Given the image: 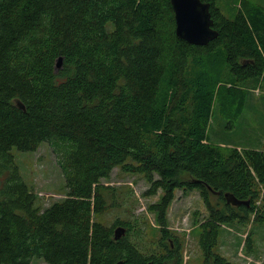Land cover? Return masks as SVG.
I'll return each mask as SVG.
<instances>
[{
    "label": "trees",
    "instance_id": "trees-1",
    "mask_svg": "<svg viewBox=\"0 0 264 264\" xmlns=\"http://www.w3.org/2000/svg\"><path fill=\"white\" fill-rule=\"evenodd\" d=\"M202 1L218 35L199 45L176 35L170 0H0V174L9 173L0 264H181L167 219L177 189L198 191L207 209L202 264H237L217 251L223 225L249 224L242 248L252 251V226H264V145L216 140L212 124L235 129L252 105L248 86L263 84L264 2ZM43 141L59 154L66 186L45 207L11 152ZM115 167L143 175L147 195L162 190L149 205L155 230L98 219L112 193L102 179Z\"/></svg>",
    "mask_w": 264,
    "mask_h": 264
},
{
    "label": "rangeland",
    "instance_id": "rangeland-1",
    "mask_svg": "<svg viewBox=\"0 0 264 264\" xmlns=\"http://www.w3.org/2000/svg\"><path fill=\"white\" fill-rule=\"evenodd\" d=\"M264 2V0H254ZM253 93L250 106L243 107L239 116L237 127L231 131L221 129V124L214 121V139L221 142H234L244 144L249 139L259 137L264 145V81L257 86L251 83ZM16 165L23 181L33 189L37 196V203L45 207L58 197H62L66 191L65 178L59 165V154L49 141H43L33 151H20L16 147L11 149ZM7 173L0 174V189L3 186ZM102 183L110 186L111 195L107 196L108 208L105 213L98 214V219L111 224L116 219H137L143 229L146 223L150 230H155L156 214L149 209V205L158 201L162 190L155 194L147 195L150 184L141 174H131L113 168L110 178L102 179ZM210 201L221 206L218 196L210 194ZM207 216V209L200 194L196 190L183 193L180 189L175 191V197L167 209L168 227L182 241V263L202 264L203 253L199 246V224ZM145 221V222H144ZM223 225L220 229V239L217 251L225 255L229 260L237 264L257 262L264 264V226H252L253 243L252 251L247 254L243 246V240L249 231L250 225ZM152 236L141 235L144 242L148 243ZM242 240L241 244L239 242ZM239 244V245H238ZM29 264H48L43 259L33 257Z\"/></svg>",
    "mask_w": 264,
    "mask_h": 264
},
{
    "label": "water",
    "instance_id": "water-1",
    "mask_svg": "<svg viewBox=\"0 0 264 264\" xmlns=\"http://www.w3.org/2000/svg\"><path fill=\"white\" fill-rule=\"evenodd\" d=\"M170 2L174 10L175 33L178 37L192 44L203 45L218 35V31L213 27L208 2L202 0H170ZM61 61V57H58L55 64L57 68L60 67ZM14 102L21 109L25 108L19 99H15ZM224 197L233 205L247 203L237 200L229 193H225ZM123 232V227L115 228L114 237H119ZM114 264H122V262L117 261Z\"/></svg>",
    "mask_w": 264,
    "mask_h": 264
}]
</instances>
